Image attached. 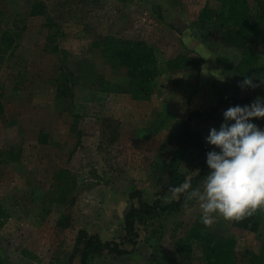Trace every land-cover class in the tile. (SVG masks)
Segmentation results:
<instances>
[{"label":"rangeland","instance_id":"1","mask_svg":"<svg viewBox=\"0 0 264 264\" xmlns=\"http://www.w3.org/2000/svg\"><path fill=\"white\" fill-rule=\"evenodd\" d=\"M249 2L251 9L256 11L257 0ZM37 3L46 7L55 26L47 25L45 15L30 16ZM206 6L207 0H0V37L8 32L14 40L9 48L0 43L3 57L0 60V98L6 99L9 94L35 97L43 89L50 93L59 84H67L59 103L65 126L63 139H67L65 148L57 140L54 145L44 149L37 147L39 150L33 151L27 144H31L38 130H13L5 137V129L0 127V158L16 160L17 156L21 171L6 167V172H0V201H8L7 205L20 212L28 208L33 223L31 228L18 231V249L12 248V256L16 253L12 260L6 255L9 254L7 246L14 243L10 237L14 236L12 233L0 234V264H23V258L19 256L23 242L34 248L33 257L28 258L26 264H48L47 260L53 256L68 259L82 228L92 234L103 232L100 235L103 241L122 243L125 250L131 251L135 246L123 239V220L127 210L132 205L138 206L140 199L130 200V195L140 191L141 200L152 203L160 199L163 205H167L179 198H173L165 190L168 178L181 173L190 179L200 173L204 156L194 148L180 151L182 158L176 170L172 166L166 168L177 150L174 145L168 146L169 140L175 134V125L189 115V110L205 113L218 100L240 88L241 75L237 67L242 59L240 50L211 37L209 28L199 22L200 13ZM109 36L145 42L154 51L160 74L148 104L133 100L131 94L124 93L123 90L132 89V82L119 74L107 61L100 46L95 45ZM179 54L196 56L203 65L195 72L169 74L165 63ZM258 64L264 67V46ZM259 78V88H264ZM18 84L28 86L18 92ZM108 86L112 92L105 93L104 97L109 95L112 100L109 104L115 106L109 108V116L106 107L99 108L101 105L94 100L95 93L104 94ZM239 94L250 97L245 104H250L257 96H264V93L256 94L241 88ZM224 111L193 121V130L202 133L211 150L213 146L206 142V137L212 127L219 128L224 122ZM76 112L81 115L79 118H76ZM93 114L101 122L104 133L97 154L93 151L94 140L90 139V144L86 141L81 153L71 155L72 148L79 141L77 132L80 129L82 137L84 132L93 134L94 123L90 121ZM167 115L175 118H165ZM162 121L163 128L152 134L151 127H157ZM26 122L23 126H27ZM253 123L264 129V119H256ZM20 134L31 136L28 142L23 139L25 145L20 144ZM121 134H124V140L119 143ZM12 148L15 149L12 151ZM19 150L20 155H17ZM106 164H109V171ZM61 167L71 169L79 181L73 204L50 203L48 198L46 202L42 200L44 194L58 198L53 193L55 184L53 188L50 185L53 172ZM25 184L34 186L31 192L40 198L29 203ZM201 184L202 181L198 186ZM115 196L121 199L115 200ZM126 198H129L128 209L124 204L123 209L118 210L121 200ZM77 205L80 208H76ZM10 209H4V212ZM262 213V228L258 233H248L236 227L233 220L227 221L219 216L210 226L221 235L237 240L240 253L248 250L260 253L264 247V238L261 237L264 235V210ZM200 214L195 201L186 204L181 212H159L155 219L138 226L140 238L136 246L155 245V259L160 264H206L201 242L192 241L190 261L179 254L177 247ZM61 218L64 226L58 225ZM102 257L98 259L103 263ZM73 263L78 264V261ZM242 264L249 263L244 260Z\"/></svg>","mask_w":264,"mask_h":264},{"label":"trees","instance_id":"2","mask_svg":"<svg viewBox=\"0 0 264 264\" xmlns=\"http://www.w3.org/2000/svg\"><path fill=\"white\" fill-rule=\"evenodd\" d=\"M256 9V11L251 9L249 0H207V6L200 13L199 22L207 29L209 28L211 37L216 38L226 46L241 51L242 59L237 67V71L241 75L240 80L242 81L244 76L250 75L256 77L254 82L258 83L257 78H264V67H260L258 64L261 47L264 46V0H257ZM39 15L48 17L47 25L55 26L46 7L37 3L32 7L30 16ZM0 38L1 43L7 45V48L11 47L14 42L8 32L4 33ZM95 45L97 47L100 46L112 67L116 68L118 73L122 74L124 78L132 82V89L123 90L124 93L131 94L132 99L136 101H150L155 92L157 78L160 74L154 51L145 42L118 39L112 36L106 37L102 42ZM4 52H7V49ZM2 59L3 57L0 53V60ZM165 64L169 74H176L179 72L198 71L203 65V61L196 56L179 54L167 60ZM66 87L67 84H59V98L64 96ZM107 90L112 92L109 86ZM247 91H254L256 94H260L264 93V88L258 87L254 90L247 89ZM239 92L240 88L225 99L218 100L216 105L205 113L189 110L188 117L181 121L178 126L172 123V126L175 125V134L170 138L168 146L174 145L177 150L170 163H167L166 168L172 166V169L176 170L182 158V151L185 152L189 148H194L202 154L204 160L200 164V173L198 175L188 179V176L177 173L168 178L169 181L164 187L166 191L171 193V188L179 186L185 180H188L193 187H197L203 181L209 170L206 159L207 153L211 149L206 146L202 133L193 130V121L195 118L213 116L215 113L226 110L231 106L244 105L246 101H249L250 97H247L248 95L242 96ZM4 114V107L0 102V118ZM167 117L170 119L175 118L172 115L165 116V118ZM162 123L163 121L155 128L151 127L150 132L152 134L159 132L163 128L164 123ZM80 139L81 136L79 137L78 145L81 143ZM40 143H46V139L41 137ZM161 180L163 181L165 178H161ZM77 188L78 182L72 171L60 169L55 174V188L53 189V193H56L58 198L50 193L52 197L45 196V202L48 198L50 203L73 204ZM141 196L142 193L140 191L130 195V200L140 199L139 205H132L124 219L125 236L123 239L125 243H129L132 246H136L140 238L138 226L155 219L156 214L159 212H181L185 205L190 202L185 199L186 194H177L178 200H173L167 205H163L160 199H156L152 203L141 200ZM263 210L258 209L252 215H245L239 220H233V223L236 227L248 233H258L262 228ZM62 218L58 222L59 226H64L62 225ZM261 237L264 238V235H261ZM192 241L204 244L203 254L206 264H242L244 260H247L249 264H264V247L260 253H255L251 250L240 253L237 250V240L223 236L212 230L210 225L203 224L201 222V214L197 216L187 236L178 242L179 254L186 261L191 260L193 253ZM121 246L122 243L103 241L99 234H92L88 230L81 229L77 234L70 260L72 262L73 259L79 257L81 260L80 264H89L90 260L102 257L105 253L117 255L129 253L128 250L122 249Z\"/></svg>","mask_w":264,"mask_h":264},{"label":"clouds","instance_id":"3","mask_svg":"<svg viewBox=\"0 0 264 264\" xmlns=\"http://www.w3.org/2000/svg\"><path fill=\"white\" fill-rule=\"evenodd\" d=\"M255 78L246 75L238 86L254 90L260 87ZM256 119H264V96L227 108L224 122L219 128L212 127L206 137L213 150L207 153L209 170L202 184L193 187L185 180L170 190L173 198L186 194V200L198 203L205 225H211L217 216L239 220L264 209V129L253 123Z\"/></svg>","mask_w":264,"mask_h":264},{"label":"crops","instance_id":"4","mask_svg":"<svg viewBox=\"0 0 264 264\" xmlns=\"http://www.w3.org/2000/svg\"><path fill=\"white\" fill-rule=\"evenodd\" d=\"M0 43H1V38H0ZM182 73H188V72H179L178 74L177 73L176 74L179 75ZM18 85H19L17 87L18 90H16L18 92L23 91L22 89H25L28 86L27 85L25 87H22L20 84ZM103 92L104 94H102L101 92L100 95H99V92L95 93L97 95L96 97H94V100L96 101L95 102L96 104L101 105L99 106V108L106 107L107 115L109 116V108H113L115 106H113V104H109V100L112 101L111 98H109V95L104 97L105 93L109 94V92L108 91H103ZM22 97L23 96L21 95L13 96V94H9V96L6 99L0 98V102L3 105L4 111H5L4 116L0 118V127L2 126L5 129L3 130V132L5 133V137L9 133L13 132V130H19V131L27 130L30 132V130L33 128V129L38 130V135L32 138L33 141L31 140L30 145L27 144L28 146L31 147L29 148L30 150H33V151L35 149L39 150L38 148H41V147L44 149L45 147H48V145H51V144L54 145L57 140L60 141L62 148H65L67 139H63L65 132L62 129H65L64 128L65 126H63V121L61 119V114H60V112L63 110L59 109V103L61 102V99H62V97L59 98V88H56L54 92H50V93H47L46 89H43V92L36 95L35 97L34 96L33 97L28 96L26 98H22ZM143 102L148 104V101H143ZM72 115H74V113ZM79 115L80 114L77 113L75 115L76 118H79L81 116ZM187 117L188 115H186L182 120L184 121ZM17 118H19V120ZM148 119H151V116L148 115ZM25 120H27L26 122L27 126H23V123L25 122ZM90 121H93L94 123V130L92 132L93 134H91L90 132L89 133L84 132L83 137H82L81 133L83 132H80L81 130L80 129L79 132L77 133L79 134V137L81 136V139H80L81 143L79 145L76 144V146L72 148L70 152L71 155L75 153L76 155L78 153H81L83 151L82 150L83 146L86 147V143H87L86 141H88V143L90 144V139L94 140L93 141V151L95 154H97V150L99 149L100 142H101L102 137L104 136V133L102 132V126L100 125L101 122H99L98 117L95 114L91 115ZM29 122H31V124ZM73 131H75V128H73ZM70 133L71 131L69 132V134ZM28 136L25 134L24 135L20 134V137H21L20 144L22 143L25 145L26 141H24L23 139H28L27 140L28 142L31 137L30 135ZM41 137L42 139L43 138L46 139V143H40ZM123 140H124V134H121L119 138V143H122ZM14 149L15 148H12L11 150L13 151ZM20 151L21 150H19L17 155H20ZM16 158L18 159L17 156ZM9 159L6 161L0 158V172H6L5 170L8 169L6 167H10L9 170L13 169L15 171L21 172L16 162L17 159L16 160L15 159L9 160ZM96 168L98 169L97 166ZM60 169H68L72 171L71 169L67 167H61L57 169L55 172H53L52 177H51L52 184L50 185V188L54 187L55 174ZM106 169L109 171V164H106ZM76 179L78 178L76 177ZM25 183H27V181H25ZM25 186H26L25 192H27L25 195L28 198L29 203L31 201H35V199L37 198H40V196L38 195L34 196L32 194L31 191L34 186H29L30 188L26 184ZM114 198L115 200L121 199V198H118L117 196H115ZM42 200L45 201V194L43 195ZM7 202L0 201L1 203L0 204V216H2V219L0 221V234H4V233L11 234L12 233L11 235L14 236V237H10V239H13L14 241V243L12 244L13 246H7L9 247V254L6 255V253L2 249L6 257L12 260L16 258L15 257L16 253L14 254V256H12V248H14L15 251H16V248L18 249V244H17L18 231L19 230L25 231L28 228H31L33 223L30 222L31 220L30 218H32V213L28 211L29 210L28 208L22 207L24 208L23 212H20L18 211L19 209H13L14 207L7 205ZM120 204L121 205L119 206L118 210H122L124 207V204L126 206L125 209L127 210L129 206V198H126L125 200H121ZM8 208H12V209H10L9 211L7 210V212H4V209H8ZM76 208H80V206L77 205ZM127 213H128V210H127ZM36 214H38V212L34 213V215ZM122 216L123 215H121V218ZM6 229H8V231ZM97 233H100V230L97 231ZM101 234L103 235V232H101L100 235ZM8 241H10V243L12 242L11 240H8ZM21 244L23 245V248L19 249L20 250L19 256L23 258L21 262L23 264H26L29 261L28 258L33 257L32 253H34V248H31V247L29 248V246H32V245L28 242L27 243L23 242ZM1 248L2 247H0V253H1ZM121 248L124 249L122 246ZM134 248L131 251H129V253L123 254V255L105 253L104 256L102 257L103 263L105 262L104 264H160L155 259V255H154L155 248H156L155 245L154 246H135ZM73 249L74 247L71 248L72 252H73ZM54 257L55 256L47 260L48 264H75L73 263L75 261H78V264L81 263V260L79 257H76L75 259H73L72 262L70 260V257H68V259H63L64 258L63 256H60L61 258L58 256L56 258ZM58 259H61L60 260L61 262ZM39 260L41 259L39 258ZM57 260L59 261L58 263L55 262ZM93 261H99V263H102L101 260H99L98 258L94 259ZM89 264H96V263L90 260Z\"/></svg>","mask_w":264,"mask_h":264}]
</instances>
